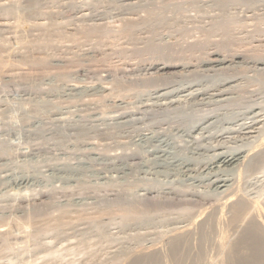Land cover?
Wrapping results in <instances>:
<instances>
[{"label":"rangeland","instance_id":"obj_1","mask_svg":"<svg viewBox=\"0 0 264 264\" xmlns=\"http://www.w3.org/2000/svg\"><path fill=\"white\" fill-rule=\"evenodd\" d=\"M224 69L264 106V0H0V264H264V111L206 141L250 152L227 192L143 143Z\"/></svg>","mask_w":264,"mask_h":264},{"label":"bare ground","instance_id":"obj_2","mask_svg":"<svg viewBox=\"0 0 264 264\" xmlns=\"http://www.w3.org/2000/svg\"><path fill=\"white\" fill-rule=\"evenodd\" d=\"M217 55H214L211 60L208 59L209 61L208 62L206 61V63H204V67L206 68L207 72H209V71L212 72V70L215 67L222 66L226 62L225 58H224L225 60L219 59ZM255 63H259V62H255ZM260 63H262V62H260ZM150 68H152V67H150ZM173 69H174V67L172 68V67H168L165 65H162L160 67H156V70L160 71L161 73L162 72L168 73V71L173 70ZM214 70H216V69H214ZM218 71L214 75V76H216V78L214 80H212V82L209 85L211 87V89L214 88L213 92L216 91L217 94L214 93V95L212 94V95L208 96L207 98L200 99V97H203L204 93L200 92V91H199V93H197L196 91H198V90H196L195 92L197 94H195V95H193V93H191V94L189 93L188 95L183 94L184 96H181V97L184 99V101H178L177 103L175 102V104L172 105L174 110L177 109V110H179V112H181L180 114L175 115L173 117H169L168 112H166L167 109L162 108L164 106L161 107L162 108L161 110H163L162 111L163 113L158 114V112H157L156 116L160 119L156 120L155 126L162 124V123H165L168 127L172 128V130L175 131V133H178L180 135V138H184L183 140L177 141L178 137L174 136L175 133H173L170 129H168L165 132H160V131L159 132H157V131L152 132L150 134V136H143L144 140L142 137L141 138L144 141V142L142 141L143 143L150 144L154 148L153 151L155 153L160 152V153H162L161 157H165L162 160L160 159L161 160L160 162L158 160H157L158 162L155 161V164H154V170L156 169L155 173L163 175V174H166L170 168H172V169L174 168V169L178 170V172H180L179 169L181 170L182 167H185V168L187 167L186 168L187 171H189V172L191 171V172L195 173L196 170L198 169V167L200 166V164L203 163L200 167L202 168V170L208 171V174H206V175L211 176V178L213 179V184L216 186V188L222 189L224 192H227L229 190V188L231 187L232 180L228 177V175H226V173H225V175H222L223 174L222 172L225 171L223 169L229 168V167H236L244 159L245 160L247 159V157L250 155V152L249 153L248 152H239V149H238V151L232 150V151H228V152L227 151L223 152V151H220L219 148L213 149L214 147L213 148L210 147V145L206 141L209 140V138H211L213 135H215V137H216V135L218 133H222V134L228 133L231 130L230 127H235V128L238 127L241 130H247L248 131L247 133H252L253 124H254L253 122H259V121H256V119L258 117H260V114L262 115V111H264V106L262 104H261L262 106L259 105L260 103L257 104V102H256V104L253 103L254 105L248 104L249 102L248 103L243 102L244 100L241 101V99L237 98L238 96H236V97L233 96L232 90H231V93H229L230 90L228 92V89H227V91H221L222 89L220 90V88H222L223 85H225L226 82L228 81V79H226V75H228L229 73L227 71H225V69H224V71H219V72ZM175 75L176 74H174V73H169V74H167V77L169 79V78L174 77ZM190 76H191V74H190ZM203 78H205V77H203ZM157 86H159V85H157ZM188 88H190V87H188ZM206 89H207V87H206ZM188 90H190V89H188ZM200 90H202V89H200ZM183 91H184V89H183ZM198 97H199L198 102H193ZM178 99H181V98H178ZM248 101H249V99H248ZM204 108H205V110H202ZM132 110H134V109H132ZM172 111H171V113H172ZM136 113H137V111H136ZM263 114H264V112H263ZM142 115H144V114H142ZM130 116H132V113ZM139 119H137V120H139ZM246 121H250V122H246ZM131 122L129 121V123H131ZM136 123H137V121H136ZM132 124H133V122H132ZM238 130L239 129L235 130V132H237ZM254 131H256V130H254ZM230 132L232 133V131H230ZM143 135H145V134H143ZM181 142H182V145L179 144ZM176 147L177 148L180 147L181 149L176 150ZM169 149L174 150V153L169 152ZM252 151H253V149H252ZM210 152L212 153L210 155V157L206 156L207 159L202 158L205 156V154L210 153ZM249 158H252L251 155ZM204 160H207V161L203 162ZM247 160H249V159H247ZM244 162H246V161H244ZM261 162H263V161L261 160ZM187 171H186V173H187ZM207 171H206V173H207ZM8 173H10V172H7V174ZM20 177H22L20 179L22 181L23 178L27 179L28 175L26 174L25 176H20ZM2 180H3V178H2ZM161 191H162V189H160L158 187H150V188H143L142 189V192L144 193L143 195H150L151 193L159 194ZM230 197L231 196L229 194L224 195V197H223V205L224 206L231 204L230 203L231 202ZM188 228H183L179 231L177 230L178 231L177 234H180V233L185 234V232H188ZM262 236H263V234H262ZM263 238H264V236H263Z\"/></svg>","mask_w":264,"mask_h":264}]
</instances>
